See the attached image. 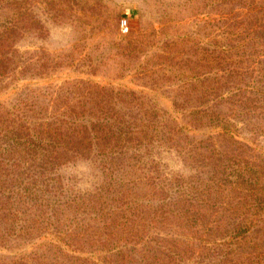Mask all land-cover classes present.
<instances>
[{"label":"trees","instance_id":"obj_1","mask_svg":"<svg viewBox=\"0 0 264 264\" xmlns=\"http://www.w3.org/2000/svg\"><path fill=\"white\" fill-rule=\"evenodd\" d=\"M20 9L15 0H0V85L10 74L17 42L28 37L26 13ZM232 25L226 21L223 33L229 45L224 44L221 56L222 85L232 89L222 100L239 112L247 110L251 99L264 104V91L259 93L253 83L249 95L241 93L248 72L243 63L248 62L232 44L237 41ZM60 96L57 90L55 100ZM19 100L0 101V227L8 237H32L34 251L31 260L19 255L0 264H68L67 256L78 264H264L248 256L237 260L230 251L209 258L211 247L192 250L193 235L190 242L184 239L182 231L198 233L207 215L221 209L215 197L234 199L236 191L264 189V157L254 153L248 159V141L238 139L228 120L214 116L213 105H199L191 114L200 113V121L209 117L219 129L216 136L202 132L200 139L172 117L161 115L154 126L149 104H52L50 109ZM171 139L169 147L185 154L178 152L185 168L176 175L154 158V150ZM80 161L92 165L90 187H81L66 173ZM69 212L81 214V220L88 216L92 223L73 227L67 224ZM175 224L178 232L172 229ZM225 227L224 235L233 240L242 238L248 225ZM6 240L0 231V246ZM85 243L92 244V252ZM40 248L49 254L37 255Z\"/></svg>","mask_w":264,"mask_h":264},{"label":"rangeland","instance_id":"obj_2","mask_svg":"<svg viewBox=\"0 0 264 264\" xmlns=\"http://www.w3.org/2000/svg\"><path fill=\"white\" fill-rule=\"evenodd\" d=\"M15 5L26 13L28 37L15 46L10 74L0 85L1 102L12 104L22 97L50 109L52 104H149L154 126L158 127L161 115L167 120L172 117L200 139L202 132L216 136L219 129L209 117L200 121V113L191 114L200 106L213 105L214 116L228 120L238 139L248 141V159L254 153L264 157V104L251 99L247 110L237 112L234 105L235 112L231 111L222 100L232 87L222 85L221 58L224 44L229 45L223 29L230 21L237 39L232 44L238 57L248 62L243 63L248 72L241 93L249 95L253 83L259 93L264 91V0H15ZM57 90L61 96L56 101ZM172 142L154 150V158L176 175L185 168L178 152L185 154L169 147ZM187 161L196 164L188 156ZM66 173L80 181L81 187H90L87 181L94 178L88 161L72 164ZM263 192L256 187L246 193L236 191L234 199L215 197L221 209L207 215L205 227L199 226L198 233L182 231L186 242L191 234L194 237L190 249L198 246L200 250L207 244L202 251L211 247L209 258L230 251L240 261L244 256L264 260ZM226 204L227 209H222ZM67 215L68 223L64 215L61 218L73 227L90 221L88 216L81 220V214ZM232 223L248 225L242 238L224 235L231 227L225 225ZM63 229L66 232L67 226ZM172 229L179 230L176 224ZM0 231L7 238L0 246V262L8 263L19 255L31 260L32 237H8L4 225ZM220 241L222 245L215 247ZM85 248L92 252V244L85 243ZM35 252L49 254L43 248ZM64 260L78 264L71 256Z\"/></svg>","mask_w":264,"mask_h":264},{"label":"built area","instance_id":"obj_3","mask_svg":"<svg viewBox=\"0 0 264 264\" xmlns=\"http://www.w3.org/2000/svg\"><path fill=\"white\" fill-rule=\"evenodd\" d=\"M125 23H126V20H124V21L122 22V26L125 25Z\"/></svg>","mask_w":264,"mask_h":264}]
</instances>
